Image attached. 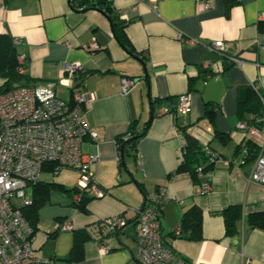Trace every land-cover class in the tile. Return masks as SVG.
Returning a JSON list of instances; mask_svg holds the SVG:
<instances>
[{
  "label": "crops",
  "instance_id": "1",
  "mask_svg": "<svg viewBox=\"0 0 264 264\" xmlns=\"http://www.w3.org/2000/svg\"><path fill=\"white\" fill-rule=\"evenodd\" d=\"M207 1L210 7L203 10L200 0H112L134 49L130 54L96 8L74 6L73 0H0V33L11 37L17 56L25 57L27 85H53L64 100H71L73 88L92 93L85 117L97 138L86 136L81 151L96 157L89 170L105 194L90 196L87 211H81L74 193L67 192L77 186V172L64 168L53 173L45 166L36 191L44 183L49 188L37 208L34 255L52 264H138L137 211L149 192L164 187L169 200L160 216L162 243L186 264H264V228L248 221L251 214L264 213V184L247 180L255 157L241 149L243 132L236 127L254 116L249 107L259 95L264 114V0ZM212 40H223L225 50L209 51ZM92 41L97 47H89ZM66 61L82 65L68 82L61 81ZM122 77L134 80L127 92L121 91ZM185 92L191 110L175 112L176 97ZM146 121L135 154L124 155L119 165L117 136ZM182 128L220 156L205 174L211 184L207 192L198 191L188 172L176 170ZM43 174L57 176L47 180ZM234 204L241 207V219L238 233L230 237L220 211ZM193 205L202 211L198 238L175 232L182 213ZM114 214L127 222L105 237L108 250L100 252L87 236L79 257L71 259L75 232ZM66 220L72 230L60 231L56 224Z\"/></svg>",
  "mask_w": 264,
  "mask_h": 264
},
{
  "label": "built area",
  "instance_id": "2",
  "mask_svg": "<svg viewBox=\"0 0 264 264\" xmlns=\"http://www.w3.org/2000/svg\"><path fill=\"white\" fill-rule=\"evenodd\" d=\"M209 7L207 0H200L201 9ZM182 40L195 42L190 38ZM89 47H97L96 42H90ZM206 48L222 53L226 44L223 40H212ZM17 62V70L23 72L25 57L18 55ZM81 70L80 62H64L61 81H71ZM133 83L132 78L122 77L121 91L127 92ZM252 87L257 91L256 85ZM259 97L263 102V97ZM91 99L92 93L73 88L71 100H64L49 84L35 87L18 85L0 92V264H52L50 258L34 255L31 243L33 230L20 208L31 203L28 183L37 182L45 166L52 165L53 173L64 168L77 172L78 192L73 194L77 200L81 192L92 197L105 194L89 170V163L96 157L81 151V142L86 136L93 140L97 138L96 131L85 117ZM190 110L189 94H179L174 111L185 114ZM236 127L243 132L241 149L244 152H247V141L258 148L247 180L264 184V114L254 122L240 120ZM202 148L206 155L205 164L213 163L215 166L220 161L219 154L207 144H203ZM195 171L201 175L202 166H197ZM197 189L201 193L207 192L211 184L202 181ZM168 200L166 189L158 187L145 196L137 211L135 258L138 264H186L180 255L162 243L160 216ZM126 222L124 216L114 214L96 220L85 226L84 230L88 237L97 242L100 252H106L105 237L119 232ZM56 226L60 231L72 230L67 220ZM175 232H180L179 226Z\"/></svg>",
  "mask_w": 264,
  "mask_h": 264
},
{
  "label": "trees",
  "instance_id": "3",
  "mask_svg": "<svg viewBox=\"0 0 264 264\" xmlns=\"http://www.w3.org/2000/svg\"><path fill=\"white\" fill-rule=\"evenodd\" d=\"M75 3L74 6H80L83 9L87 8H96L103 12L107 18H109L112 26V32L117 40V42L130 54H135L133 47L131 46L129 40L127 39L124 32V21L121 20L114 10L112 5V0H73ZM72 2V1H71ZM18 62H17V53L15 50V46L6 33H0V92H3L7 89H10L14 86L18 85H27L28 76L23 72H19L17 70ZM77 74V73H76ZM76 78V75H75ZM253 91V90H252ZM206 112H210L211 108L208 103H206ZM261 102L257 96V100L249 107L251 111L254 112V116L245 120L247 122H254L257 117H261L262 113L260 111ZM148 126V122L138 129L134 127L132 124L129 127V130L122 136H117V149H118V163L121 164L123 156L126 154H135L136 143L138 139L144 134L145 129ZM183 134L184 142L182 145L181 152V160L177 165V171H186L190 175V178L197 186L202 181H207L205 179V174L209 172L214 167L213 163L206 162V155L202 148V145L187 132L184 128L181 129ZM247 145V153L249 152V157H255L258 151V148L255 144L250 141L246 142ZM202 166V174L198 175L195 171L196 167ZM48 167L52 170V165H48ZM40 182L28 183V194L31 199V203L29 205L21 206V210L23 216L29 222L34 230L36 225V213L38 206L43 203L47 198V188H49L48 183H44L45 188L36 191L37 186H39ZM31 190V192L29 191ZM67 192L75 193L78 192L77 187H73ZM91 198L87 196L84 192L80 193L79 199L75 202L76 206L81 211H87L85 203ZM224 222V233L227 236H235L238 233L237 224L241 219V207L240 205H229L220 211ZM248 221L251 225L257 226L260 228H264V213H253L249 216ZM201 222H202V211L198 206H191L186 209L181 216L180 231H188L190 233L189 237L198 238L201 236ZM85 232L77 231L75 232V237L73 240L72 248H71V259L78 258L79 252L81 250V245L84 239L87 238Z\"/></svg>",
  "mask_w": 264,
  "mask_h": 264
},
{
  "label": "rangeland",
  "instance_id": "4",
  "mask_svg": "<svg viewBox=\"0 0 264 264\" xmlns=\"http://www.w3.org/2000/svg\"><path fill=\"white\" fill-rule=\"evenodd\" d=\"M56 176L55 175H51V174H47V175L43 174L42 178L47 179V180H51V179H54V177H56Z\"/></svg>",
  "mask_w": 264,
  "mask_h": 264
},
{
  "label": "water",
  "instance_id": "5",
  "mask_svg": "<svg viewBox=\"0 0 264 264\" xmlns=\"http://www.w3.org/2000/svg\"><path fill=\"white\" fill-rule=\"evenodd\" d=\"M144 72H145V70H144Z\"/></svg>",
  "mask_w": 264,
  "mask_h": 264
}]
</instances>
